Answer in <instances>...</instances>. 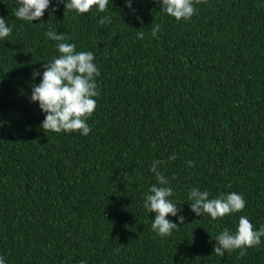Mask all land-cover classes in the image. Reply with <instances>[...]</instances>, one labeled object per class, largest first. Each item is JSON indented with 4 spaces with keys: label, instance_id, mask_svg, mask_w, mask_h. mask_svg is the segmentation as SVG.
<instances>
[{
    "label": "trees",
    "instance_id": "obj_1",
    "mask_svg": "<svg viewBox=\"0 0 264 264\" xmlns=\"http://www.w3.org/2000/svg\"><path fill=\"white\" fill-rule=\"evenodd\" d=\"M15 7L0 0L12 28L0 40V255L8 264H264V237L242 255L212 253L213 237L235 231L240 215L264 225V0H193L187 20L155 0L131 9L108 0L104 12L83 14L52 0L33 22L16 18ZM53 29L94 53L99 95L87 135L43 130L44 114L29 100L40 79L32 70L58 55L44 34ZM154 159L184 216L180 225L167 217L178 226L165 237L143 208ZM190 187L210 197L235 191L245 207L196 216L185 202Z\"/></svg>",
    "mask_w": 264,
    "mask_h": 264
},
{
    "label": "clouds",
    "instance_id": "obj_2",
    "mask_svg": "<svg viewBox=\"0 0 264 264\" xmlns=\"http://www.w3.org/2000/svg\"><path fill=\"white\" fill-rule=\"evenodd\" d=\"M134 0H125V5L131 9ZM52 0H16L13 14L16 18L33 22L43 16L44 10L49 8ZM64 9L74 10L83 14L89 12L93 6L97 12H104L108 0H57ZM159 10L176 20H187L194 13L193 0H155ZM53 6L52 11H54ZM135 12V9H132ZM139 20L140 17L137 16ZM102 22H110V17L101 18ZM160 29L157 24L151 28L155 36ZM12 31L10 25L0 17V40L6 38ZM45 36L56 41L54 47L58 55L41 64L40 69H33V79L40 77L39 82L33 83L29 96L30 102H36L42 111L43 119L40 127L53 132H71L79 130L81 135L90 132L87 118L92 114L98 97V86L95 77L99 69L94 63V53L91 51H77L72 42H68L65 34L53 29L45 31ZM143 38V32H137ZM170 155L169 159H174ZM162 160H153L150 171L155 174L156 183L149 186L144 195L143 208L147 213H154L151 218V229L156 235L165 237L171 234L178 224L168 216H174L179 225L184 223V216L178 214L181 208L176 206L173 197V188L170 181L158 170ZM191 165L192 161H188ZM185 202H191L189 208L196 216L207 214L211 219L224 217L226 214L240 212L245 207L242 194L235 191L222 192L210 197L207 189L190 187ZM264 237V225L254 228L249 218L240 215L237 219L235 231L225 227L213 237L212 253L224 255L225 250L239 249L242 255L247 247L261 243ZM119 251V249H117ZM0 264H8L3 255H0ZM80 264H85L81 261Z\"/></svg>",
    "mask_w": 264,
    "mask_h": 264
}]
</instances>
